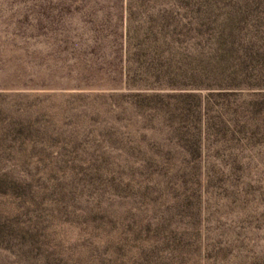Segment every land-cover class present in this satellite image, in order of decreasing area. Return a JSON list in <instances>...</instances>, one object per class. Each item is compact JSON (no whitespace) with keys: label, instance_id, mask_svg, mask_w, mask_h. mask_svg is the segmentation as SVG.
<instances>
[{"label":"rangeland","instance_id":"374dc122","mask_svg":"<svg viewBox=\"0 0 264 264\" xmlns=\"http://www.w3.org/2000/svg\"><path fill=\"white\" fill-rule=\"evenodd\" d=\"M0 264H264V0H0Z\"/></svg>","mask_w":264,"mask_h":264}]
</instances>
